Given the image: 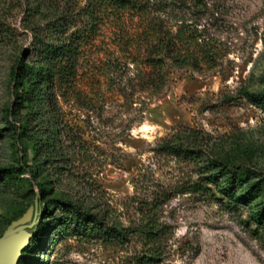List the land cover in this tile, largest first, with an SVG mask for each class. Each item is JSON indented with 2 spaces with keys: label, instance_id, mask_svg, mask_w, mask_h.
I'll list each match as a JSON object with an SVG mask.
<instances>
[{
  "label": "rangeland",
  "instance_id": "rangeland-1",
  "mask_svg": "<svg viewBox=\"0 0 264 264\" xmlns=\"http://www.w3.org/2000/svg\"><path fill=\"white\" fill-rule=\"evenodd\" d=\"M88 1L0 0V168L34 163L33 145L19 141L22 122L12 114L23 83L17 64L37 59L36 38H60L53 24L87 27L80 12ZM161 1L164 26H181L190 41L184 48L206 58L196 68L168 64L163 84L150 88L149 68L136 54L135 42H144L140 17L98 14L71 82L41 86L44 120L32 123L55 136L41 158L53 192L40 196L28 173L23 186L0 185V239L27 233L26 252L35 228L49 229L41 199L70 200L110 226L138 224L158 202L155 216L170 229L155 264H264V228L251 218L264 191L235 203L205 184L204 173L223 154L242 165V189L252 180L264 186V105L241 94L264 92V0ZM173 141L190 147L188 158L164 150ZM47 236L45 247H31L33 258L18 264H129L143 249L137 238L111 245L55 226Z\"/></svg>",
  "mask_w": 264,
  "mask_h": 264
},
{
  "label": "trees",
  "instance_id": "trees-1",
  "mask_svg": "<svg viewBox=\"0 0 264 264\" xmlns=\"http://www.w3.org/2000/svg\"><path fill=\"white\" fill-rule=\"evenodd\" d=\"M191 1L195 5L202 2V0ZM163 7L161 0H89L80 12L89 18L90 22H87V27H75L73 30L67 31L68 23H64L63 27L60 24H53L49 27L50 32L55 35L60 34V38L53 42L52 40L44 42L37 38L34 40L36 41L34 44L40 47L37 59L29 64L19 61L16 67L15 74L23 80V83L22 90L18 95V102L12 109V114L16 116L14 118L22 122V130L18 136L19 141L33 145L34 163L28 164L26 161H17L15 164L12 163L7 167L0 168L1 186L16 184L23 186L25 182H30V179L22 176L28 173L40 196L43 197L45 193L53 192L49 177L41 171V158L44 153L54 148L55 136L45 126V123L39 129H36L32 123L37 118L41 122L44 120V105L47 102L43 98L41 86L46 84L47 89H52L55 78L60 83L71 82L75 76L76 60L80 54V48L91 34L92 25L99 18L97 17L98 14L104 15L113 11V14L120 18L123 12L132 11L140 17L141 23L144 25L141 26L139 34L141 36V33L144 32L142 35L144 42L143 45H138L139 40L135 42L136 54L149 68L145 82L146 86L150 88H160L167 75L168 64L177 67L191 65L196 68L201 59L206 58L208 53H203L201 49L189 50L187 47L184 48V45L190 41H188L186 31L181 26L174 32L164 26L159 13L164 10ZM241 94L256 105H264V92H250L247 89H242ZM22 109L25 110V113L21 119L18 116ZM54 122H56L55 118ZM163 148L171 154L181 155L184 158H188L190 151L189 146L176 141L166 143ZM240 170L241 173H239ZM204 173H208L205 177V184L213 185L218 193L235 203L248 204L254 196L264 191V186L259 180L247 181L242 189V165H236L234 158L227 155L219 154L214 160H210V163L205 165ZM41 175L42 178L40 179ZM200 188L207 189L206 185ZM40 203L44 204L43 214L49 220L45 223L49 229L54 226L59 230L71 229L77 234L96 238L111 245H122L131 238H137L143 249L141 253L135 254L129 260V264H155L162 258V246L167 241L170 227L160 223L155 216V211L159 207L158 202L147 207L141 221L132 226L107 225L97 214L81 210L78 205L70 200L57 205L52 199H41ZM55 207L61 212H54ZM251 216L255 223L264 228V201ZM49 229L44 226L35 228L34 237L31 239L27 251L23 252L21 260L28 261L33 258L29 252L31 247H45Z\"/></svg>",
  "mask_w": 264,
  "mask_h": 264
},
{
  "label": "water",
  "instance_id": "water-1",
  "mask_svg": "<svg viewBox=\"0 0 264 264\" xmlns=\"http://www.w3.org/2000/svg\"><path fill=\"white\" fill-rule=\"evenodd\" d=\"M25 217L13 223L10 232L20 229L25 222ZM28 234L21 232L9 238L0 239V264H18L23 255V251L28 244Z\"/></svg>",
  "mask_w": 264,
  "mask_h": 264
}]
</instances>
